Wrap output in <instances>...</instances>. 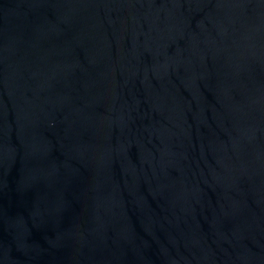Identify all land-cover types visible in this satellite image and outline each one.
I'll return each instance as SVG.
<instances>
[{
	"label": "water",
	"instance_id": "water-1",
	"mask_svg": "<svg viewBox=\"0 0 264 264\" xmlns=\"http://www.w3.org/2000/svg\"><path fill=\"white\" fill-rule=\"evenodd\" d=\"M0 264H264V0H0Z\"/></svg>",
	"mask_w": 264,
	"mask_h": 264
}]
</instances>
